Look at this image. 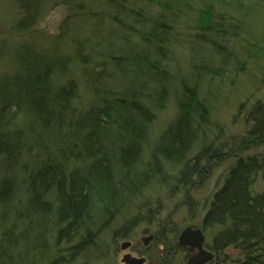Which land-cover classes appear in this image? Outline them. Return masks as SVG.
I'll list each match as a JSON object with an SVG mask.
<instances>
[{"label":"trees","instance_id":"1","mask_svg":"<svg viewBox=\"0 0 264 264\" xmlns=\"http://www.w3.org/2000/svg\"><path fill=\"white\" fill-rule=\"evenodd\" d=\"M53 1L66 15L57 34L41 35L39 18ZM72 1L11 0L17 17L9 35L0 38V64L5 66L0 74V264H73L89 252L106 256L114 240L102 239L110 227L122 222L131 229L154 212L145 190L161 170L158 162L176 169L182 164L176 179L186 186L199 158L208 155L199 153L192 165L185 160L208 123V109L192 81L180 80L172 94L167 88L168 74L160 63L165 31L158 34L156 20L131 3L145 1ZM102 8L115 11L111 15ZM120 19L136 21L131 31L143 50L131 45L122 53L118 47L121 59L112 56L98 69L90 67L96 49L89 43L99 40L104 23L118 29L115 39L127 43L131 38V28L124 31ZM204 25H211L209 13ZM78 32L86 34L81 43L72 38ZM105 61L117 80L106 75ZM75 71L83 92L97 102L84 110L77 103V79L71 78ZM109 83L115 92L107 90ZM172 96L176 114L143 163L156 112ZM247 121L253 124L247 135L261 139L264 103L253 108ZM260 166L264 170V163ZM245 176L240 174L222 196L221 212H236L240 206L243 213L237 212L235 220L260 236L264 214L244 206ZM143 197L146 203L139 202ZM131 211L134 216L127 220Z\"/></svg>","mask_w":264,"mask_h":264},{"label":"rangeland","instance_id":"2","mask_svg":"<svg viewBox=\"0 0 264 264\" xmlns=\"http://www.w3.org/2000/svg\"><path fill=\"white\" fill-rule=\"evenodd\" d=\"M144 1V3L137 1L131 3L137 4L134 9L147 19L156 20L158 34L165 31V39L162 44L165 48L160 50L163 56H161V61L159 58L158 60L168 74L165 76L168 79L167 88L170 93H173L172 88L177 90L180 80L181 82L188 80V83L192 81L193 84H196L199 97L206 103L208 123L202 127L203 130L198 134L190 154L185 158L192 165L196 155L199 153L202 155L203 152L207 154L205 151H209L200 165L205 168L208 163L205 161L207 157L211 163L218 162V156L222 153L226 155L239 145L242 147L251 140L247 133L253 124L249 123L247 118L257 104L264 103V0ZM53 3H48V9L41 12L40 22L36 29V31L42 30L41 35L57 34L66 15L62 7ZM101 10L111 13V15L115 11L112 8H102ZM208 13L211 17L209 29L204 25V18ZM16 17L17 11L11 0H0V38L9 35V29ZM126 21H122L124 23L122 29L125 31L126 28H131L128 32L131 38L125 40L127 43L115 39L118 29L112 23L107 22L98 30L99 40L91 38L89 47H94L96 53L90 67L98 69L99 64L104 63L103 60L109 62V57L112 56H115V59H121L118 56V47L122 53H126L127 48L131 45H139L140 50H143L137 36L131 31L133 28V30L137 29L136 21ZM79 33L72 36L76 40L75 43H81L86 37V34ZM72 50L75 51L73 46ZM0 52H4L1 46ZM150 58H153V55ZM107 62L106 75L115 81L118 76L115 75L114 67L109 66ZM4 68L5 66L0 64V74L3 73ZM71 78L77 79L80 87L77 100L79 107L84 110L91 107L92 103L97 104L93 96L83 92L82 82L79 81L77 71L73 76L71 75ZM103 87L104 85L101 84V88ZM116 88L113 87V83H109L107 90L115 92ZM175 114L176 106L172 96L165 107L156 112V118L150 127L147 147L144 150L145 155L144 158L142 157L143 163L148 160L151 146L156 138ZM215 150L220 154L216 155ZM256 153L264 154V136L260 145L244 150L241 155L252 157L257 155ZM227 157L229 158L226 159ZM227 157L220 164L213 163L210 167L211 175L203 177L202 189L195 188L197 191H192L191 195L197 201L200 200V203L209 197L218 180L223 179L228 167L232 163L234 164L236 157H233L231 153ZM158 163L161 170L153 177L150 186L145 190L146 199H148V206L151 209L163 206L164 209L170 211L182 200V191L185 189H181L187 188V186H181L176 179L183 166L181 164L176 169L175 166L168 167L161 162ZM249 166L251 165L249 164ZM187 180L189 183L191 180L196 181L192 175ZM257 189L264 190V187L257 186ZM179 190L181 191L175 194ZM146 201L143 197L139 202L146 203ZM132 212L128 215L127 220L134 216ZM123 226L126 227L122 222L113 225L105 233L104 238L108 239L113 233L116 234L123 230ZM140 231L141 228L136 231V236ZM263 246L264 243L260 248ZM93 255L92 252H89L85 257L79 258L80 262L81 260H90ZM97 264H122L121 255L106 254ZM242 264L247 263L244 261Z\"/></svg>","mask_w":264,"mask_h":264},{"label":"flooded vegetation","instance_id":"3","mask_svg":"<svg viewBox=\"0 0 264 264\" xmlns=\"http://www.w3.org/2000/svg\"><path fill=\"white\" fill-rule=\"evenodd\" d=\"M247 136L251 140L230 152L236 157L234 164L228 167L223 179L218 180L203 203L191 195L192 191H197L195 188L202 189L203 177L211 175L210 167L213 163L220 164L230 153H222L218 156V162L213 163L207 157L205 168L200 166L204 158H199L193 173L196 181L191 180L186 185L187 188L181 189H185L182 191V200L170 211L163 206L153 207L152 210L155 211L147 216L148 220L134 223L131 229L126 227L124 231L120 230L118 234L102 239L114 240L107 254H120L122 264H127L123 261L125 259L128 262L132 259L140 260L141 264H189L194 257L203 259L202 264H242L244 261L247 264H264V246L260 248L264 243V233L257 236L260 233L255 232L252 227H242L237 223L235 219L238 213H243L240 206L236 207V212H221L220 205L222 196L228 194L235 186L237 177L245 173L246 187L242 199L244 206L260 208L264 214V190L257 189V186L264 187V170L260 166L264 163V154L256 153L252 157L241 155L244 150L260 145L264 133L261 139ZM206 152L209 154V151ZM238 153L240 154L237 156ZM249 164L252 165L251 170ZM246 212L247 209L244 213ZM140 228L141 231L136 236V231ZM186 230L190 231L185 239L187 243H181L180 238ZM122 235L124 236L121 237ZM93 254L90 260L80 262L77 259L78 262L73 264H97L105 257L103 251Z\"/></svg>","mask_w":264,"mask_h":264},{"label":"water","instance_id":"4","mask_svg":"<svg viewBox=\"0 0 264 264\" xmlns=\"http://www.w3.org/2000/svg\"><path fill=\"white\" fill-rule=\"evenodd\" d=\"M189 234H190V231H184L183 233H182V236H181V238H180V240H181V243H187V241H185V239L189 236ZM124 261V263H127V264H141V261L140 260H134V259H132V261L131 262H128L126 259L125 260H123ZM203 263V259L202 260H200L198 257H194L190 262H189V264H202Z\"/></svg>","mask_w":264,"mask_h":264}]
</instances>
